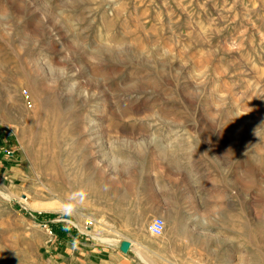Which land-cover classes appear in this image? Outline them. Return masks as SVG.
Segmentation results:
<instances>
[{
    "label": "rangeland",
    "instance_id": "374dc122",
    "mask_svg": "<svg viewBox=\"0 0 264 264\" xmlns=\"http://www.w3.org/2000/svg\"><path fill=\"white\" fill-rule=\"evenodd\" d=\"M0 264H264V0H0Z\"/></svg>",
    "mask_w": 264,
    "mask_h": 264
},
{
    "label": "built area",
    "instance_id": "2783aa9c",
    "mask_svg": "<svg viewBox=\"0 0 264 264\" xmlns=\"http://www.w3.org/2000/svg\"><path fill=\"white\" fill-rule=\"evenodd\" d=\"M165 229V220L161 217H156L148 227L149 232L155 236L159 237L163 234Z\"/></svg>",
    "mask_w": 264,
    "mask_h": 264
},
{
    "label": "crops",
    "instance_id": "0c3cea01",
    "mask_svg": "<svg viewBox=\"0 0 264 264\" xmlns=\"http://www.w3.org/2000/svg\"><path fill=\"white\" fill-rule=\"evenodd\" d=\"M165 197H168V196H165ZM169 198H171V196L169 197ZM228 214V213H227ZM227 233L229 232V219L227 218ZM228 237V236H227ZM229 243H227V247L229 246L228 245Z\"/></svg>",
    "mask_w": 264,
    "mask_h": 264
},
{
    "label": "bare ground",
    "instance_id": "6f19581e",
    "mask_svg": "<svg viewBox=\"0 0 264 264\" xmlns=\"http://www.w3.org/2000/svg\"><path fill=\"white\" fill-rule=\"evenodd\" d=\"M5 95V94H4ZM167 222H169V225L171 224V227H174V224H175V221H170V220H167ZM136 254V253H135ZM139 255V254H138ZM141 257V256H140Z\"/></svg>",
    "mask_w": 264,
    "mask_h": 264
},
{
    "label": "trees",
    "instance_id": "16d2710c",
    "mask_svg": "<svg viewBox=\"0 0 264 264\" xmlns=\"http://www.w3.org/2000/svg\"><path fill=\"white\" fill-rule=\"evenodd\" d=\"M41 218H43V216L42 215H38V219H41Z\"/></svg>",
    "mask_w": 264,
    "mask_h": 264
}]
</instances>
